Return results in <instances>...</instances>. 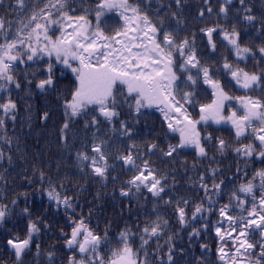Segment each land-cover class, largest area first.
<instances>
[{
    "label": "snow or ice",
    "instance_id": "obj_1",
    "mask_svg": "<svg viewBox=\"0 0 264 264\" xmlns=\"http://www.w3.org/2000/svg\"><path fill=\"white\" fill-rule=\"evenodd\" d=\"M216 2L219 7L214 13V0H203V7L198 9L201 22L206 13L229 18L234 8L233 0ZM238 2L241 6L238 19L254 26L257 17L252 14L251 6L246 0ZM185 6V0H168L167 3L97 0L92 9L77 8L75 0H45L42 4H33L32 0L10 2L7 8L16 13V19H8L7 11L0 15V129L6 131L7 120L15 122L17 119L19 109L12 99L13 89L20 90L23 83L29 93L32 87L41 93L55 92L56 66L62 65L75 80L67 96L61 94L60 97L64 121L59 129V140L65 148H70L69 133L73 122H82L84 129L91 132V142L83 146L86 150L75 153L81 170L86 166L91 175L106 182L110 171H116L118 164L134 173L120 189L122 197L146 192L157 204L162 202L172 208L181 228L190 229V241L198 240L202 233L209 231L207 217L215 214L217 219L212 230L218 240L217 257L221 264H264V167L253 169L250 177L247 168L237 167L234 177H225L223 169L212 167L219 162L207 151L208 146L214 147L223 156L230 150L246 165L250 161L264 164V67L247 71L227 57L221 58L220 67L206 62L200 54L196 33L184 34L187 33L182 15ZM3 7L4 0H0V8ZM106 13H115L117 25L108 23L111 17L106 18ZM260 22L264 26V20ZM198 31L210 54L217 50L214 37L222 34L238 61L256 56L252 48L242 44L241 32L234 24L230 31L219 23ZM258 52L264 59V46L259 47ZM18 69L24 73L23 77L16 74ZM221 72L226 73L235 86L245 90V95H230L227 90L230 85L221 80ZM200 83L211 88L210 103H198L196 88ZM257 92L259 95H251ZM231 102L239 105L240 114L232 108ZM151 108L162 113L166 132L178 134L177 142L167 143L166 148L155 142H149L144 148L132 143L126 152L113 154L102 122L110 126V132H119L132 139L134 125L121 118L122 112L127 109L138 123L144 117L142 110ZM189 108H198V119L193 118ZM226 108L229 109L227 115ZM39 118L48 121L50 114L45 111ZM209 121L217 125L230 124L238 146H230L206 129L202 132L201 125H208ZM248 139L253 142L243 143ZM5 143L10 147L13 141L5 139ZM185 149H194L198 158L210 162L199 173L195 171L196 163L190 166L194 175L188 177L189 185L203 193L199 202L177 193L175 169L161 171L149 158L159 155L175 163ZM110 158L115 163L110 164ZM5 161L11 165L12 156L6 155L0 147V166ZM33 175L41 185L47 183V188L42 187L40 191L57 209L63 206L75 213L74 198L58 190L64 188L63 180L53 181L39 168ZM241 177L245 178L244 182L230 189L226 180L235 184ZM6 183L5 175L0 172V184ZM224 196L227 202L221 203ZM11 203L15 205L17 201ZM11 214L9 204L0 202V227ZM22 214L29 217L26 236L7 240L16 264H22V257L31 251L33 236L41 227H48L42 218L31 219L28 206L22 209ZM153 214L155 219L143 227L138 226L139 236L127 227L120 233L118 243L121 246L111 252L110 258L100 253L108 243L107 230L98 234L83 216L75 220L70 217L71 232L64 235V246L72 253L66 257L67 264H154V260L158 264H176L174 236L168 235L164 255L160 254L163 246L158 243L167 235L169 220L155 208ZM136 240H139L138 248L134 247ZM153 243L157 248L150 252ZM34 246L36 256H40V245ZM199 247L208 250L207 244ZM45 255L48 264H57L54 247ZM200 264H205L203 257Z\"/></svg>",
    "mask_w": 264,
    "mask_h": 264
},
{
    "label": "trees",
    "instance_id": "obj_2",
    "mask_svg": "<svg viewBox=\"0 0 264 264\" xmlns=\"http://www.w3.org/2000/svg\"><path fill=\"white\" fill-rule=\"evenodd\" d=\"M153 2L167 3L168 0H155ZM182 15L186 24L201 23L198 11L191 12L189 8L185 11L184 7ZM107 17H111L108 20L110 25H117L118 21L115 14L106 13ZM89 19H92V17L89 16ZM206 21L204 19L203 22ZM201 55L203 56V54ZM205 61L213 63L217 67L222 64V62L213 60ZM56 67L58 71L55 92L41 93L35 87H32L29 93L23 83L20 90L13 89L12 99L17 102L19 109L17 119L15 122L7 120L6 131L0 129V147L4 149L6 155L10 153L12 156L11 165L5 161L0 166V172H3L7 180L6 184H0V202L9 204L12 213L5 224L0 227V264H16L14 252L7 245V240L16 236L23 239L26 236L29 217L22 214V209L25 206L31 209V219L42 218L48 227H41V231L33 236V247L31 251L22 257V264H48L45 253L53 247L55 248L57 264H67L66 257L72 253L64 246V235L71 232L70 217L75 220L81 216L86 219L88 226L96 233L103 234L107 230L108 243L100 249V253L106 258H110L111 252L121 246L118 243L120 233L127 227L139 236L138 226L143 227L146 222L156 218L153 214L154 208L162 217L167 218L170 224L167 235L158 242L159 245L163 246L160 249L161 255L166 254L167 245L165 241L168 239V235H172L174 236L173 243H175L177 249L174 255L176 264H200L202 257L205 264H221L217 257L218 241L215 238L208 243L210 248L208 254H200L199 248L198 253L190 252V247H192L188 242L190 229L181 228L172 208L164 206L162 202L157 204L151 195L146 192L132 197H122L120 195V189L125 187V182L134 173L120 168L117 164L116 171H110L108 180L104 182L91 175L86 166L81 170L75 153L86 150L83 146L91 142L89 140L91 132L86 131L83 123L77 121L70 125V148H65L59 140V129L64 121L60 97L61 94L67 96L75 77L68 70L63 69L62 65ZM61 72L66 76L64 77ZM16 74L20 77L24 75L20 69ZM220 78L224 83L230 85L229 88L233 89L231 79L226 73L220 75ZM181 79H184V77L182 76ZM200 97L202 100L199 104H205L209 101L211 93L201 92ZM45 111L50 114L48 121H42L39 118ZM142 111L144 117L138 123L128 114L127 109L121 114L122 119L134 125L132 139L123 136L119 132H110V126L102 122V130L109 135L110 143L113 146V154L126 152L128 146L132 143H135L137 147L144 148L149 142H155L161 148H166L167 143L177 142L178 134L166 132L162 113L155 108L143 109ZM189 111L192 113L193 118L198 119V108H189ZM115 126L119 128V124ZM205 129L212 132L213 135L217 133L211 126L201 125V131L203 132ZM5 139L13 141L10 147L5 143ZM207 151L209 156L214 155L219 162L218 165L212 164V167L219 166L224 170L225 177H229L231 167L227 161L232 158V155L226 152L221 156L214 147L210 146L207 147ZM149 158L153 166L161 171L171 172L175 169L174 174L177 177L176 183L178 185L177 193L199 202V198H202L203 193H200L199 190H193L189 185L188 177L194 175L190 166L196 163L197 169L195 171L199 173L201 168L208 167L210 163L208 160L198 158L194 149L183 150L179 160L175 163L170 158H162L159 155L150 156ZM137 162L139 163V161ZM109 163H115V161L110 158ZM185 167H187V171ZM37 168L42 169L53 181L63 180L64 188L58 190L61 191L62 195L66 194L74 198V214L71 209L66 210L63 206L57 209L54 202L49 201L47 196L40 191L42 187L47 188V183L41 185L38 177L33 175ZM4 169L7 171H3ZM241 169H244V167H241ZM113 177H116V179L113 180ZM13 200L17 201L15 205L11 203ZM221 200L222 203L227 202V196H224ZM188 211L190 214L191 208ZM216 219L217 216L213 214L211 222L216 221ZM209 230H212V227ZM35 244L40 245V256H36ZM134 247H139V240H136ZM156 248V243H153L149 251H155ZM150 259L154 260V257H150ZM154 264H158V261L154 260Z\"/></svg>",
    "mask_w": 264,
    "mask_h": 264
},
{
    "label": "flooded vegetation",
    "instance_id": "obj_3",
    "mask_svg": "<svg viewBox=\"0 0 264 264\" xmlns=\"http://www.w3.org/2000/svg\"><path fill=\"white\" fill-rule=\"evenodd\" d=\"M10 2L14 4L15 0H4L5 7L0 8V15H3L7 11L9 13L8 19L15 20L16 13L13 12L11 9L7 8V5ZM43 2H45V0H32L33 4H42ZM96 3H97V0H75V4L77 8L83 7L86 9H92V8H95ZM233 4H234V8L232 12L230 13L229 18L221 19V18H218L216 15L208 16L206 13V17H205V20H207L206 22H201L199 24H194V23L186 24L187 33H184V34L196 33L197 44L201 49L200 54H203V57L205 58V60H213V61L222 62L221 58L227 57L230 62H233L234 64L238 63L240 67L245 68V70L247 71H252L254 69L264 67V59H261L259 52H258V48L261 46H264V26H262L260 22L261 20H264V0H246V4L250 5L252 8V14L257 17V22L255 23L254 26H249L242 19H238V16H239L238 10L240 9L241 6L239 5L238 0H233ZM185 5H186L185 11L187 10V8H189L191 12H196L198 11L199 8L203 7V0H186ZM218 7H219L218 2L214 0V3H213L214 13L218 9ZM107 14H115V13H107ZM217 23H219L221 26L228 29L229 31L231 30V25L234 24L237 27V29L241 32L242 44L252 48L253 51L256 52L255 58L249 57L246 60L238 61L232 55V52L230 51L231 46L228 45L227 41L223 39L222 34L220 36L214 37L216 45H217V50L215 53L210 54V52L208 51L209 49L203 43L202 37L200 36L198 30L201 27L212 26L213 24H217ZM21 67L22 66H20V68ZM17 72H19V69L17 70ZM224 74L225 73H220V75H224ZM231 84L233 85V89L232 88L227 89L230 95H234V94L235 96L245 95V90L238 88V86H235L233 81H231ZM201 92L211 93V97L209 98V101L205 102V104L210 103L213 98L211 88L205 86L202 83L198 84L196 88L198 103H200V101L202 100V98L200 97ZM251 95L256 96V95H259V93L258 92L251 93ZM205 100L207 101L208 99H205ZM231 103H232V108L236 110L238 114H240L242 110L240 109L239 105L236 102H231ZM225 111L227 115L229 109L226 108ZM207 126L208 127L211 126L212 129L215 130V132H217L216 134L213 135L214 137L225 140L232 147L238 146L237 138L235 136V131L230 124L217 125L209 121ZM252 142L253 141L250 139L243 140V143H252ZM214 143H215V140H214ZM227 152L228 154L232 155V158H230L227 161L231 167V174L229 177H234L237 167H239L240 169L241 167H244V169L247 168L249 172V177L251 176L253 169L258 170L264 167V164L260 163L259 161H250L246 165L244 160L242 158L239 159V157H237L234 152L230 150ZM244 180L245 178L241 177L235 180V184H232L231 181H226V182L229 184V188L232 189L236 185L243 183ZM241 195L243 196V194ZM249 199L251 198L249 197ZM221 203H222V200H221ZM196 226L200 227L201 225L198 224ZM210 227H212V225H209V228ZM210 237L211 239H214V238L217 239L213 230H209L207 233H202L198 240L190 241L188 239V242L197 243L200 240L204 244H208L209 243L208 239ZM198 251L201 254H208L210 252L209 247L207 251H204L201 248H199ZM190 252L194 253L193 250H191ZM195 253H197V251Z\"/></svg>",
    "mask_w": 264,
    "mask_h": 264
}]
</instances>
